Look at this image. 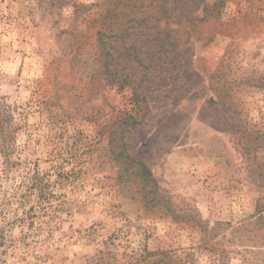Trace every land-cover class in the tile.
I'll use <instances>...</instances> for the list:
<instances>
[{"label": "rangeland", "instance_id": "1", "mask_svg": "<svg viewBox=\"0 0 264 264\" xmlns=\"http://www.w3.org/2000/svg\"><path fill=\"white\" fill-rule=\"evenodd\" d=\"M147 1L0 0V107L12 130L8 161L0 154V264H264V143L247 160L223 110L264 130V0H223L202 20L214 0H153L148 10L163 2L196 18L110 40L114 56L133 45L151 63L150 112L127 134L128 153L173 212L119 181L108 130L129 91L95 68L96 32L123 21L99 14L137 15Z\"/></svg>", "mask_w": 264, "mask_h": 264}, {"label": "trees", "instance_id": "2", "mask_svg": "<svg viewBox=\"0 0 264 264\" xmlns=\"http://www.w3.org/2000/svg\"><path fill=\"white\" fill-rule=\"evenodd\" d=\"M120 1L122 0H118V2ZM222 1L214 0L212 4L204 5L202 16L198 20L218 13L217 8L221 6ZM152 2L153 0H148L147 3H142L141 10L145 9V11H139L140 13L137 15L122 11H102L99 14L97 20L104 23L113 18L118 19L117 24L119 20L123 19V21L119 24L121 27L117 26V28L111 29L103 24L102 28L96 32L99 54L95 60V68L96 74L102 76L107 84L115 85L118 90L128 89L129 91V109L122 116L112 121L108 130L110 154L120 169L119 181L128 180L132 182L134 191L140 194L146 207H163L166 211L173 212L151 169L142 160L132 157L128 153L127 134L137 125L142 124L144 117L150 112L149 100L142 92L145 88H150L153 82V79L148 74L152 68L151 63L143 62L133 45L124 46L114 56L111 51L112 43L110 42L111 39H124L128 35L125 28L132 25L156 24L161 20L165 22L178 20L179 22L182 19H187L190 24L196 18L186 14H171V11L164 8L163 2L154 5V9L157 6L158 10H148ZM220 96L219 93L216 94V102H223ZM222 105L224 104L222 103ZM223 110L227 130L233 134L236 143H240L241 150L246 159L249 160L251 155L254 157L255 154L253 152L264 143V130L246 126L247 124L242 123L241 118L238 116V111L230 107H226ZM11 135V126L8 125L3 109L0 107V154L4 161L9 159ZM261 166H264V163ZM260 185L264 188V179L260 182ZM36 188L41 191L40 185ZM261 208L263 206L261 201H259L256 206L258 213ZM155 261L153 260L151 263H155Z\"/></svg>", "mask_w": 264, "mask_h": 264}]
</instances>
